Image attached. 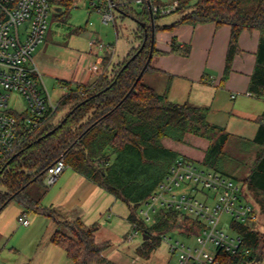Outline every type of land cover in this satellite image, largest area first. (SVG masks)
<instances>
[{
    "label": "trees",
    "instance_id": "16d2710c",
    "mask_svg": "<svg viewBox=\"0 0 264 264\" xmlns=\"http://www.w3.org/2000/svg\"><path fill=\"white\" fill-rule=\"evenodd\" d=\"M73 1L51 0L67 8ZM113 1L122 15L145 22V25L137 22L135 38L139 45L109 71H104L93 84H80L62 95L34 138L21 145L0 167V213L12 201H19L24 211L32 210L51 217L58 226L51 240L65 249L73 264L117 263L104 254L110 241L96 240L99 221L86 224L80 218L69 220L26 193L33 182H45L48 168L60 157H64L67 166L124 201L129 207L128 220L148 235L153 232L160 235L178 226L187 227L189 222V217L181 220L177 212L162 209L149 225L139 213L141 204L152 195L171 164L181 156L179 151L164 144V138L186 142L187 135L192 134L207 139L209 145L201 163L241 180L218 165L230 133L209 122L207 107L173 102L166 93L144 83L143 76L151 69L150 63L136 81L149 58L152 44L148 1L140 2L141 10L132 6L135 0ZM152 3L155 5L157 0ZM172 12H179L180 19L169 26L156 25V29L184 22L196 25L212 21L231 26L224 78L229 75L233 58L239 51L242 30L259 29L261 37L249 90L254 96L264 97V0H196L191 4L179 1ZM159 16L160 12L155 13V20ZM143 43V48L131 59ZM179 49L174 40L172 50ZM156 51L153 47V52ZM189 51L190 45H186L183 52ZM63 110H66L65 115L55 125L54 118ZM252 141L261 148L242 181L249 191L264 194V113ZM254 200L264 206V199ZM61 225H66L70 232L61 230ZM236 225L244 235L246 245L263 259L264 233L250 223ZM151 238L143 240L144 247L140 249L143 255L149 256L160 240L158 236Z\"/></svg>",
    "mask_w": 264,
    "mask_h": 264
},
{
    "label": "crops",
    "instance_id": "0c3cea01",
    "mask_svg": "<svg viewBox=\"0 0 264 264\" xmlns=\"http://www.w3.org/2000/svg\"><path fill=\"white\" fill-rule=\"evenodd\" d=\"M175 1L182 0L173 2ZM133 2H137L140 6V1H132V6ZM194 2L189 1L190 4ZM155 5L170 7L160 0H157ZM51 6L52 9L54 8L53 15L59 18L66 16L73 7L82 6L84 11L81 12L84 14L80 11L77 14L86 15L87 21L85 27L81 24L76 26L77 37L72 44H62L53 40L50 34L53 31L48 28L45 40L35 50L34 61L47 89L46 81L51 83L54 80L63 89L62 95L80 84H93L104 71H109L114 64L122 61L132 48L139 45V41L135 38L138 24L131 17L136 22L133 40L127 38L129 44L125 45L122 59L114 58L120 32L116 25L113 34L111 30L108 32L104 28L100 29L104 22L102 23L100 19V11L96 8L95 0H74L68 8L56 3H52ZM136 9L141 10V7ZM115 11L122 20L130 17L122 15L117 7L114 8L113 12ZM172 11L160 12V16L155 20L156 25L163 27L177 22L181 14ZM89 25H91L90 29ZM230 36L229 24L217 25L212 21L196 25L184 22L173 27L156 29L154 48L157 51L153 52L151 69L146 72L163 77L162 91L154 88L160 93H166L169 100L207 107V118L210 123L224 127L229 133L241 138L248 136L249 140H253L264 113V97L254 96L249 90L261 32L257 28L242 30L239 37V51L233 58L229 75L224 78ZM94 40L103 42L105 48L99 49L93 44ZM174 40L179 45L178 51L172 50ZM131 42H134L133 45ZM186 45H190L188 53L183 52ZM52 189L49 205L69 207L73 215L66 218L69 220L80 218L86 224L97 221H90L94 219L89 218L91 216L95 218L99 214L102 216L118 200L111 192L70 166L65 168ZM5 209L0 213V222L5 215ZM22 211L20 210L18 218L21 214L25 215ZM259 230L264 233V230ZM53 232L42 244L40 243L42 250L35 251L33 256L46 257L47 254L48 262L66 264L70 258L63 247L52 242ZM7 234L6 229L0 228V247ZM26 256L31 259L29 255ZM261 260H264V257Z\"/></svg>",
    "mask_w": 264,
    "mask_h": 264
},
{
    "label": "built area",
    "instance_id": "2783aa9c",
    "mask_svg": "<svg viewBox=\"0 0 264 264\" xmlns=\"http://www.w3.org/2000/svg\"><path fill=\"white\" fill-rule=\"evenodd\" d=\"M51 4V0H0V167L21 145L34 138L37 129L57 107L33 56L45 40ZM178 4L175 1L169 8L153 5V11L168 12ZM95 5L104 23L114 21L116 2L95 0ZM93 44L99 49L106 46L96 40ZM14 93L24 97V106H11ZM66 167L64 157H60L48 168L46 184H55ZM162 209L177 212L181 220L189 217L187 227L149 235V238L158 236L167 244L176 256L175 264H257L261 261L257 259L260 255H255L246 245L236 225L241 222L255 225L257 210H260L242 180L180 156L142 203L139 213L152 225L156 213ZM225 213L231 216L228 226L231 231L222 225ZM18 219L24 225L30 223L24 214ZM131 224L129 239L140 231L146 234L137 224Z\"/></svg>",
    "mask_w": 264,
    "mask_h": 264
},
{
    "label": "rangeland",
    "instance_id": "374dc122",
    "mask_svg": "<svg viewBox=\"0 0 264 264\" xmlns=\"http://www.w3.org/2000/svg\"><path fill=\"white\" fill-rule=\"evenodd\" d=\"M160 1H164L167 5H170L174 0ZM182 1L189 3V1L194 2L195 0ZM133 6L136 8L140 7L137 2H133ZM53 9L51 6L49 15V29L53 31L50 33L52 34V39L62 44H72L75 42V38L77 37V35H75L76 26L79 24L83 25L82 27L86 26V15L77 14L79 11L81 14H84L81 12L84 11L82 6L73 7L71 9V13L70 10L66 16L61 18L53 15ZM114 15L115 20L104 23L101 25L100 29L104 28V30H107L108 32L111 30L113 34L116 25L120 32L119 38L122 40L119 39L118 41L116 52H114V58L122 59L125 45L129 44L127 38H129L130 41L133 40V32L136 22L131 17L122 20L118 17L117 11H115ZM100 19L102 21V16ZM88 28L90 29L91 25H89ZM131 43L133 45L134 42ZM46 82L53 101L57 102L63 94V89L57 85L55 80L51 83L48 81ZM143 82L148 85H152L157 90L162 91L161 83L163 82V77L159 74L153 75L146 72L143 76ZM10 104L11 106H24V97L19 93H14L11 96ZM65 113L66 110L57 113L53 120L55 125L60 122ZM249 138L250 137L248 136L241 138L238 135L230 133L229 139L224 147L222 158L218 164L224 171L232 172L241 178V180L245 178L247 173L250 171V168L256 160L257 152L261 148L255 144L252 139L249 140ZM163 141L171 148L179 151L181 156L186 157L199 165L202 164L201 159L209 145V141L207 139L197 138L191 135H187L186 142H179L172 137H166ZM54 185L55 184L48 185L46 184V181L44 183L35 181L29 186V188H27L26 193H28L33 199H39L41 205L50 206L49 199L50 196H52L51 189L54 188ZM249 194L252 198H256L257 201L260 198L264 199V194H256L253 191H249ZM257 203L260 210H257V218L254 221L255 226L264 230V206L259 201ZM50 207L57 210L65 218L73 215L70 213L69 207ZM20 210L24 211L22 203L19 201H12L9 205H7L5 215L0 222V228L3 230L6 229V233H8L4 237L2 247H0V264H55L47 261V254L46 257H35L33 256V253H35V251L39 252L42 250V242L45 241L46 237H50L51 233L57 229V224L49 216L36 213L32 210H27L24 211V213L28 217L30 223L28 225H24L18 219ZM128 213V205L121 199H118L115 201V205L102 216H100L101 214L97 215L95 218H91L93 217L91 215V217L89 216V219H94L90 221L97 220L101 223L99 230L96 232V240L98 242L105 240L110 241V246L105 249L104 254L117 264H175V254L173 255L168 249L167 244L159 239L149 256L143 255L140 252V249L144 247L143 240L145 238L141 231L138 232L132 239L128 238L129 233L133 229L131 222L125 218ZM230 220V214H223L222 225L228 231H231L228 227ZM60 229L70 232L66 225H61ZM174 236L179 235L174 233ZM42 237L44 238L42 239ZM147 238H149V236ZM39 244L40 246H38ZM26 255H29L31 259H28ZM67 261L68 262H66V264H72L71 259H68ZM257 264H264V260H261Z\"/></svg>",
    "mask_w": 264,
    "mask_h": 264
},
{
    "label": "water",
    "instance_id": "95a60500",
    "mask_svg": "<svg viewBox=\"0 0 264 264\" xmlns=\"http://www.w3.org/2000/svg\"><path fill=\"white\" fill-rule=\"evenodd\" d=\"M148 6H149V10L151 12V27H152V44H151V50H150V55H149V58L145 64V66L143 67L142 69V72L141 74L138 76L137 80L138 81L141 76L143 75V73L145 72V70L147 69L150 61H151V58H152V55H153V47H154V44H155V34H156V22H155V17H154V11H153V5H152V2L151 1H148ZM133 18L137 21V22H140L142 25H145V22L143 21H139L137 18H135L133 16ZM144 46V43L142 44V46L139 48V50L131 57V59L135 58V56L137 55V53H139V51L143 48ZM130 60H128L126 62V64L124 65V67L129 63ZM149 235L148 234H144V238H147ZM261 258V256H258L257 259L259 260Z\"/></svg>",
    "mask_w": 264,
    "mask_h": 264
}]
</instances>
